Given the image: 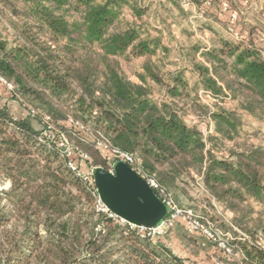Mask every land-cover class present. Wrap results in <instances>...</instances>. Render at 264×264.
Returning a JSON list of instances; mask_svg holds the SVG:
<instances>
[{"label":"trees","instance_id":"1","mask_svg":"<svg viewBox=\"0 0 264 264\" xmlns=\"http://www.w3.org/2000/svg\"><path fill=\"white\" fill-rule=\"evenodd\" d=\"M168 1L183 12L179 0ZM191 1L201 6L208 0ZM227 2L213 0L212 5L237 10ZM28 3L23 10L33 20L35 33L21 32V43L12 50L6 49L8 41L0 39V77L13 89L0 83L29 103V112L44 128L34 127L31 114L17 119L0 106V175L10 183L0 190V264H158L161 258L162 264L195 262L98 212L93 183L70 170L63 150L45 134L49 127L52 137H67L77 152L75 160H81L82 154L88 157L85 163L92 171L110 170L112 164L85 133L135 154L176 205V182L182 175L194 179L198 172L203 187L234 211L249 200L264 206V147L240 145L228 158H219L202 131L184 118L185 107L196 112L202 90L215 98L231 96L239 108L264 115V54L254 38L264 34L263 25H247L250 39L223 40L219 48L202 52L208 64L193 57L199 80L190 84L182 71L165 81L152 58L158 47L168 51L166 46L122 19L126 7L136 18L147 13L138 1ZM193 47V54L200 51ZM139 58L147 59L144 72L128 79L120 61ZM150 81L165 88L172 101H157ZM176 100L185 102L184 108H178ZM201 113L213 122L215 135L210 142L241 138L237 110L203 108ZM235 147L239 149L236 142ZM92 148L97 151L92 153ZM229 243L233 255L238 250L243 254L233 264H264V250L256 245ZM213 250V264L233 259L216 245Z\"/></svg>","mask_w":264,"mask_h":264},{"label":"rangeland","instance_id":"2","mask_svg":"<svg viewBox=\"0 0 264 264\" xmlns=\"http://www.w3.org/2000/svg\"><path fill=\"white\" fill-rule=\"evenodd\" d=\"M132 1H138L139 5L147 10V13L141 18H136L132 14V9L126 7L123 9L122 19L136 24L141 33L145 35L144 37L159 39L161 45L166 46L168 51L158 47V53L152 58V63L157 68L156 70L164 76V80L169 82L171 81L169 80L170 74L182 71L188 82L194 84L198 81V73L195 70V63L192 58L194 57L196 62L208 64L201 55V50L204 53V49L208 47L214 48L212 46H216L219 48L223 40L239 43L244 36L250 39L253 36L249 27H258V24L264 26V0H226L229 2H227L229 6H234L237 9L231 11L230 15L226 13L229 12L226 7L220 11L218 3L215 5V10L218 15H222L221 17L225 19L227 26L214 21V32L205 28L207 23H212L208 20L210 21L213 18L207 16L208 12L199 13L191 0H179L183 9L182 13L168 0ZM205 3L207 7H210L213 1L208 0ZM25 5H29L28 0H0V39L8 41L9 47H6L7 50L15 49L14 46L19 42L21 43L19 36L21 32L31 30V33H35V28L32 27L34 26L33 20H28L26 11L23 10L26 7ZM235 12H239L237 20H233L231 16ZM121 26L123 25L121 24ZM254 38L258 47L263 48L264 54V34L260 36L255 34ZM193 46H198L200 51L193 54V50L196 48ZM120 62L121 71L128 79H134L137 73L144 72V65L148 63L147 59L144 58L136 59L132 63L125 60ZM150 83L153 97L157 101H172L166 94L165 88L156 85L152 81ZM198 95L199 104L196 112L192 109L190 111L187 107L184 108L185 102L182 100H176L175 103L178 108L185 109L184 118L187 123L197 126L202 131L209 149L215 156L228 158L232 150L238 151L241 149L240 145L264 147V115L260 117L239 108V103L234 101L231 96L215 98L203 91H200ZM28 104L20 94L14 96L5 88V85L0 83V106L7 107L17 119L27 118L31 114L32 117H29L34 127L42 130L44 128L42 121L33 117V113L28 110ZM203 108L211 111L219 108L237 110L238 114L241 115V138L238 141L226 140L225 142H219L218 140L217 142H210L208 139L211 135H215V129L211 118L201 113ZM85 135L90 141L94 140L90 134L85 133ZM235 142L238 144L239 149H236ZM90 151L95 153L97 150L92 148ZM82 164L83 168L90 172L87 164L85 162ZM193 175L194 179L192 176L182 175L176 182L177 188L174 196L179 200L178 208L182 211L191 210L192 215L203 218L206 224L203 225L204 229L201 228V231H218L227 235L230 242L233 241L237 246L239 242H247L264 250V206L249 200L248 203L240 204L238 209L234 211L225 203L218 202L203 187L198 172ZM9 186V181L0 175V190L8 189ZM186 226L183 219H179L174 229L166 230V233L154 236L152 238L154 239L153 242L156 244L162 243L174 255L180 257L185 253L182 249L188 247L189 244L192 245L190 246L191 249L200 250L197 255H201L202 259H205L206 256L210 258V255L214 257L215 250H213V246L215 244L204 233L200 231L197 234L190 232ZM181 238H185L188 243L183 239L179 241ZM204 244L206 245L204 246ZM201 247L204 250L200 249ZM208 250L211 252H208ZM242 257V250H238V253L233 255V261L231 260L232 262L230 261L228 264H233L234 261L238 263L242 260ZM163 259H158L157 263L162 264ZM219 262L227 264L225 260Z\"/></svg>","mask_w":264,"mask_h":264},{"label":"built area","instance_id":"3","mask_svg":"<svg viewBox=\"0 0 264 264\" xmlns=\"http://www.w3.org/2000/svg\"><path fill=\"white\" fill-rule=\"evenodd\" d=\"M248 1V0H246ZM228 9V7H226ZM239 15L237 13L232 15L233 20H237ZM0 82L4 83L8 86V88L11 90L13 87L8 84L2 77H0ZM48 138L55 139V142L57 143L58 147L63 150L67 158L69 159L67 161L68 167L71 171H73L75 174H77L79 177L83 178L86 182H91L94 185V191L93 194L97 201V211L106 213L110 218L118 220L122 225H129L131 229H136L138 233L144 237H151L153 238L156 235H162L166 233V230L173 229L176 225L177 220L183 219L187 223V227L190 232H202L205 234L207 238L213 242L220 251H222L224 254L228 256L233 255V247L229 243V239L227 238V235H224V233L213 231V230H207V231H201V228L204 229L200 217L192 215L191 210H181L178 208V206L174 203V201L169 197V195L166 193L165 189L160 186V184L157 182V180L149 175L143 168L142 163L140 159L132 153H129L127 151H123L120 149L113 148L111 144L107 141L101 140V139H94L92 140L96 147L100 149L102 152L106 153L108 158H110L111 161V171L113 170L114 165L117 162H123L129 165L134 171H136L143 179L147 181V183L150 185V187L153 188V190L156 192L158 191L160 195H158L162 201L168 206L169 208V215L167 218L162 221V223L155 229H145V228H139L137 226H134L132 224L127 223L123 219L118 218L116 215L111 213L107 206L101 201L98 192L96 190L94 180H93V171L90 170V172L85 171L83 168V162L88 158L85 155H81V160H75V157L77 156V152L73 145L70 143V141L67 139V137L64 134H61L57 137H52V128L49 127V129L45 133ZM217 264H223L221 262H217Z\"/></svg>","mask_w":264,"mask_h":264},{"label":"water","instance_id":"4","mask_svg":"<svg viewBox=\"0 0 264 264\" xmlns=\"http://www.w3.org/2000/svg\"><path fill=\"white\" fill-rule=\"evenodd\" d=\"M93 180L109 211L129 224L155 229L169 215L168 206L129 165L117 162L113 170L96 167Z\"/></svg>","mask_w":264,"mask_h":264},{"label":"crops","instance_id":"5","mask_svg":"<svg viewBox=\"0 0 264 264\" xmlns=\"http://www.w3.org/2000/svg\"><path fill=\"white\" fill-rule=\"evenodd\" d=\"M211 1H213V0H211ZM195 5V7L198 9V11H199V13H206V12H208V14H207V16H209L210 18H213V19H211L210 21L208 20V22H212V23H207L206 24V30H213V32H214V30H215V27H214V21L215 22H220V23H222V24H225L226 26H227V23H225V19H223V17H221L222 15H218V13L216 12V8H215V6H213V5H210V7H207V4L206 3H203L201 6H198L196 3H194ZM219 9V8H218ZM222 8L220 7V11H222L221 10ZM211 11V12H210ZM226 13H228L229 15L231 14L230 12H226ZM235 14V13H234ZM233 15V14H232ZM231 15V16H232ZM214 34H216V33H214ZM239 34H241V33H239ZM242 36H243V34H241ZM239 36V35H238ZM244 38H246L245 36L244 37H242V39H244ZM212 47H216V46H212ZM211 49V47H208L207 49H204V51H208V50H210ZM201 53H202V50L200 51ZM185 77V76H184ZM186 78V77H185ZM197 79L199 80V75H198V77H197ZM203 91V90H202ZM204 92V91H203ZM205 93V92H204ZM205 94H207V95H209L210 96V94H208V93H205ZM84 167V166H83ZM84 170L86 171V168H84ZM183 221H185V220H183ZM187 225V224H186ZM185 240L186 242H187V240L185 239V238H181V239H179V241H181V240ZM188 243V242H187ZM206 244H204V246H205ZM190 246H192L191 244H189L188 245V247H186V248H184V249H182L183 250V252H185L183 255H182V257H186V258H191L192 260H194L196 263H199V264H213L214 263V261H215V257H211L212 255H210V258L208 257V256H206V258L205 259H202L201 258V255H197V252L198 251H200L199 249H191V247ZM200 249H202V250H204V248H200ZM208 252H211L210 250H208Z\"/></svg>","mask_w":264,"mask_h":264}]
</instances>
